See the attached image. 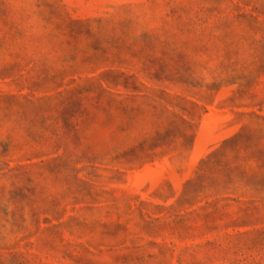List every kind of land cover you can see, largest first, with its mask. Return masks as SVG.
Returning a JSON list of instances; mask_svg holds the SVG:
<instances>
[{"label":"rangeland","instance_id":"1","mask_svg":"<svg viewBox=\"0 0 264 264\" xmlns=\"http://www.w3.org/2000/svg\"><path fill=\"white\" fill-rule=\"evenodd\" d=\"M0 264H264V0H0Z\"/></svg>","mask_w":264,"mask_h":264}]
</instances>
